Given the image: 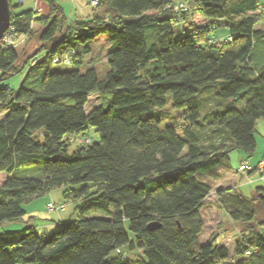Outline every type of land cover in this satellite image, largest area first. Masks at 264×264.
Listing matches in <instances>:
<instances>
[{
	"label": "trees",
	"instance_id": "1",
	"mask_svg": "<svg viewBox=\"0 0 264 264\" xmlns=\"http://www.w3.org/2000/svg\"><path fill=\"white\" fill-rule=\"evenodd\" d=\"M41 1L45 15H15L22 2L11 6L7 30L27 37L39 23L40 51L20 55L0 43V82L27 70L16 92L0 86V225L32 219L22 206L54 188L84 187L64 193L78 202L76 220L42 234L35 226L0 231V264H264L263 187L254 198L215 190L220 211L245 226L232 256L214 238L199 242L208 179L227 172L231 152L254 153L255 124L264 120L258 0H89L91 17L69 23L56 0ZM176 3L188 11L173 10ZM188 19L190 33L175 37L173 25ZM217 21L223 40L212 34ZM98 39L109 44L103 76L95 65L78 68L77 46L89 52ZM67 48L75 50L70 63H53ZM91 94L101 103L86 111ZM168 100L181 119L161 127ZM87 126L97 142L80 138L68 155L66 134ZM136 250L141 257L130 259Z\"/></svg>",
	"mask_w": 264,
	"mask_h": 264
},
{
	"label": "rangeland",
	"instance_id": "2",
	"mask_svg": "<svg viewBox=\"0 0 264 264\" xmlns=\"http://www.w3.org/2000/svg\"><path fill=\"white\" fill-rule=\"evenodd\" d=\"M21 2L22 5L13 8V14L16 15L23 11L33 10L34 8H39L40 6L43 7L41 0H21ZM56 2L63 9L67 23L73 21L76 16V18L78 19L87 20V18L91 17L92 10L94 9L89 0H56ZM258 2L259 4H262L264 3V0H258ZM15 4L16 1H12V6H14ZM257 12L262 13V17L261 20L256 24L255 28L260 29L264 34V11L257 10ZM189 22L190 20L188 19L185 23L174 24L172 27L174 36L181 37L183 35L189 34ZM39 28V23L34 22L31 27V34L29 36H18L16 37V39H12V43H10L9 45L14 46L15 51L20 55L24 54L26 51H28L29 55L40 51V43L37 40V33ZM217 39H219V36H217ZM87 46L91 48L89 52H84L81 44L77 46V50L79 51V53H82V64L78 67L79 70L82 72L87 65H95L98 74L100 76H103L106 68L105 57L109 46L108 42H106L104 39H98L87 42ZM261 50L263 49L260 48V50H258L259 52H257L256 54V56L258 55L257 57H259ZM45 55L46 54L39 55V58L44 57ZM259 59L261 63L264 62V56L259 57ZM52 68L70 69L72 67L53 65ZM26 71L27 70L25 69L22 72L1 81L0 86L16 92L26 74ZM100 103L101 99L99 95L91 94L88 97L85 110L89 111L90 108L98 106ZM158 111H160V113H162L166 117L161 123V127H163L167 123L174 124L180 122L182 114L180 111L172 109L170 100L167 101L165 107L159 109ZM254 136L257 140H255V151L249 158H246V156H244V159L248 163V165L252 167L255 166L254 173L249 175L247 174V172L238 171V166L241 162V155L244 154L238 151L231 152L229 155V161L227 163L228 168L226 172L229 176L230 183L225 182V179H222V177L217 178V180L208 179L211 183L212 192L210 193V196L208 198L209 203H207V207L203 209L201 214L204 220V229L199 236V242L204 243L207 242L210 238H214L216 243L226 246L231 256L234 252V239L240 237V235L243 233V230H245V226L232 222L228 218V216L220 211V209L215 204V190L219 186L225 187L229 185L233 189V192L241 194L248 198H250L251 196L252 198H254L255 194L251 191L257 186H261L264 188V120L262 118H259L256 121ZM65 137L72 139L70 140V146L67 149L68 155H71L72 151L77 146H79L77 142L78 139L88 137L91 138L92 143L97 142L98 140L96 129L91 126H87V128L80 130L79 132L66 134ZM87 185L89 194L94 195L96 192V187L90 183H88ZM82 187H84V184L75 186L65 185L57 187L52 189L48 193L30 201L28 205L32 206V212L36 217V223L34 225L35 230L39 234H42L44 232H52L57 228V223L66 224L68 222L76 220V206L78 202L64 199V193L71 189L79 191ZM250 192L252 193V195ZM48 202L54 203L55 205L63 204L64 208L59 211H49L46 208V204ZM256 209L257 218H261L263 216L264 209H262L260 205H257ZM253 225H256V223L254 222ZM141 255L142 253L138 250H136L134 253H127V256L132 260L140 258Z\"/></svg>",
	"mask_w": 264,
	"mask_h": 264
},
{
	"label": "crops",
	"instance_id": "3",
	"mask_svg": "<svg viewBox=\"0 0 264 264\" xmlns=\"http://www.w3.org/2000/svg\"><path fill=\"white\" fill-rule=\"evenodd\" d=\"M42 4H43V7L44 8L42 6H40L38 9L40 10V13H42L43 15H45L46 12H47L46 11V6H45V4L43 2H42ZM216 24H218V27L214 30V32L212 34H216V36H219V40H223L228 35L227 34V30L221 26L222 25V22L221 21H217ZM201 25L203 26L204 24H201ZM256 141H255V143H256ZM238 152H242V151H238ZM244 156L245 155H241V161L244 160ZM253 167H255V166H253ZM6 177H7V175H5L4 173H1L0 174V181H3ZM222 179H225V182L230 183L229 176H228L227 173H224V175L222 176ZM229 187H230L229 185H227L225 187L222 186V188H229ZM257 187H261V186H257ZM257 187H255V188H257ZM255 188L251 191L252 193L254 192ZM252 193H251V195H252ZM250 198H252V196ZM22 209L24 210L26 216L27 217H32V219L28 220L27 222H4V223H2L0 225V231H2V232H4V231L5 232H8V231H17V230H21V229H23L25 227L34 226L35 223H36V217L34 216V214L32 212L33 211L32 210L33 209L32 206L31 205L29 206L28 203H27V205L25 204V205L22 206Z\"/></svg>",
	"mask_w": 264,
	"mask_h": 264
},
{
	"label": "built area",
	"instance_id": "4",
	"mask_svg": "<svg viewBox=\"0 0 264 264\" xmlns=\"http://www.w3.org/2000/svg\"><path fill=\"white\" fill-rule=\"evenodd\" d=\"M9 1V5L10 7L12 6V1H16V4H21V0H8ZM91 4L92 5H97V1L96 0H92L91 1ZM260 8H263L264 9V3H262L260 5ZM38 9V7H37ZM39 10V9H38ZM173 10L175 11H188V8L186 7L185 4H182V3H176L174 6H173ZM12 39H15L13 38V36L10 35V33H5V35L3 36V38L0 40V43H4V44H10L12 43ZM75 54V50L73 48H67L66 50L64 51H59V53L55 54L53 56V59H52V62L53 63H61V64H64V65H68L70 63V59L71 57ZM34 63V62H33ZM248 169H251V166L250 165H247L246 163H244L243 165H240L239 166V170L240 171H245V170H248ZM64 207L61 206V205H54L53 203L49 202L47 203V209L49 211H53V210H62ZM248 253V252H247Z\"/></svg>",
	"mask_w": 264,
	"mask_h": 264
},
{
	"label": "water",
	"instance_id": "5",
	"mask_svg": "<svg viewBox=\"0 0 264 264\" xmlns=\"http://www.w3.org/2000/svg\"><path fill=\"white\" fill-rule=\"evenodd\" d=\"M11 8L8 0H0V40L3 38L10 26ZM264 72V69H263ZM158 225L151 224L150 227Z\"/></svg>",
	"mask_w": 264,
	"mask_h": 264
}]
</instances>
